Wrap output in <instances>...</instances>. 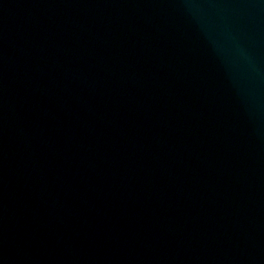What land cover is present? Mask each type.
<instances>
[{
  "label": "water",
  "instance_id": "water-1",
  "mask_svg": "<svg viewBox=\"0 0 264 264\" xmlns=\"http://www.w3.org/2000/svg\"><path fill=\"white\" fill-rule=\"evenodd\" d=\"M0 264H264V0H0Z\"/></svg>",
  "mask_w": 264,
  "mask_h": 264
}]
</instances>
